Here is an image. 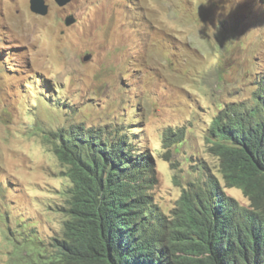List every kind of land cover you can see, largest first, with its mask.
<instances>
[{
    "label": "rangeland",
    "instance_id": "obj_1",
    "mask_svg": "<svg viewBox=\"0 0 264 264\" xmlns=\"http://www.w3.org/2000/svg\"><path fill=\"white\" fill-rule=\"evenodd\" d=\"M45 2L42 15L30 0H0V264H66L55 238L72 183L44 138L62 126L132 129L153 154L151 192L166 213L204 172L249 204L226 186L208 133L264 70V0Z\"/></svg>",
    "mask_w": 264,
    "mask_h": 264
},
{
    "label": "trees",
    "instance_id": "obj_2",
    "mask_svg": "<svg viewBox=\"0 0 264 264\" xmlns=\"http://www.w3.org/2000/svg\"><path fill=\"white\" fill-rule=\"evenodd\" d=\"M250 96L212 118L209 151L228 187L205 173L166 213L151 189L156 164L148 146L119 121L44 131L70 179L68 219L55 238L66 264H264V70ZM171 130V129H169ZM180 138L177 141H181Z\"/></svg>",
    "mask_w": 264,
    "mask_h": 264
},
{
    "label": "water",
    "instance_id": "obj_3",
    "mask_svg": "<svg viewBox=\"0 0 264 264\" xmlns=\"http://www.w3.org/2000/svg\"><path fill=\"white\" fill-rule=\"evenodd\" d=\"M54 1H56L60 6H65L71 0H54ZM30 8L32 11L42 15H46L49 10V6L48 4H46L45 0H30ZM74 22H76V17L74 14L68 15L65 19L66 25H71Z\"/></svg>",
    "mask_w": 264,
    "mask_h": 264
}]
</instances>
